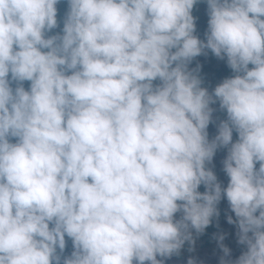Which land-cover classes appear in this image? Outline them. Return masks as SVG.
<instances>
[{"label": "clouds", "instance_id": "clouds-1", "mask_svg": "<svg viewBox=\"0 0 264 264\" xmlns=\"http://www.w3.org/2000/svg\"><path fill=\"white\" fill-rule=\"evenodd\" d=\"M196 2L68 0L46 38L59 0H0V264H164L222 195L247 251L220 264H264V0H207L206 42ZM205 49L237 73L212 95L188 70Z\"/></svg>", "mask_w": 264, "mask_h": 264}, {"label": "trees", "instance_id": "trees-1", "mask_svg": "<svg viewBox=\"0 0 264 264\" xmlns=\"http://www.w3.org/2000/svg\"><path fill=\"white\" fill-rule=\"evenodd\" d=\"M57 8V23L58 27L51 30L50 32H46V38L60 34L62 35L63 29V22L66 18V15L69 11V4L68 0H59V3L56 5ZM194 22H195V32L193 33L197 38L202 41L206 42V34L208 32V4L207 0H197L194 4L192 12H191ZM264 19V17H261ZM47 51V50H45ZM175 51V49H173ZM206 55L209 57L210 67L206 66L205 64L199 62L197 57L193 58L192 61L188 65V70L192 71L201 81V87L205 88L210 95L213 94L214 89L217 85L222 83L225 79L233 78L237 75L228 65L227 61H220L219 57H217L210 49H207L205 52ZM175 66V65H173ZM252 65H249V68H252ZM68 74H71L70 72ZM9 80H11V74H9ZM160 83L159 80L153 82V85L156 86ZM30 81L22 82V86L25 90H30ZM17 82H12L11 87L15 89L17 87ZM215 99V98H214ZM210 107L213 109L211 121L208 126V132L210 135L215 139L216 135L218 134V126L221 122L227 120V113L226 110L220 108L219 101L217 100L216 103L211 104ZM238 139V134L234 131L233 132V142H236ZM10 142L15 143L16 138H10ZM230 147V145L228 146ZM226 150L228 148L225 147ZM256 168H259V164L256 165ZM198 191L204 193L206 188L203 184L199 187ZM217 210L219 212L218 216H213L210 225L203 230L202 233H197L195 230H192V237L194 241L199 244L203 248H210L214 249L216 246V242L218 237L222 234V220L225 215V211L223 206L217 205ZM234 222L238 225V218L234 214ZM53 225L50 224V228ZM65 249L61 252L59 248L56 250V254L60 255L61 258L70 257L74 251L73 242L71 238L65 236ZM191 251V247L185 242L183 245V252L185 254H189ZM190 255V254H189ZM159 257V256H158ZM173 258L181 259L183 256L180 255L178 252L172 255Z\"/></svg>", "mask_w": 264, "mask_h": 264}, {"label": "rangeland", "instance_id": "rangeland-1", "mask_svg": "<svg viewBox=\"0 0 264 264\" xmlns=\"http://www.w3.org/2000/svg\"><path fill=\"white\" fill-rule=\"evenodd\" d=\"M207 49L204 50V52L197 57V60L206 66L210 67V59L206 55ZM220 61H227V57H224L223 59L219 58ZM208 140L211 142L213 137L208 132ZM228 150L225 149V147H219L215 155L213 156V159L210 162H206L205 167L207 170H211L214 175L217 177V182L221 184L222 189L226 188L229 183V177L224 171V161L227 158ZM218 205L223 206L225 215L222 220V236L223 239L221 240L220 237H218V240L216 242V246L214 249L210 248H203L199 244H197L193 237L192 241L187 242V244L191 247L190 255L187 253L185 254L183 252V247L179 250V254L183 257L181 259L168 257V258H161L157 257L158 260L163 259L164 264H188L189 259H192L195 261V264H220L221 258L224 257V252L222 249L223 247H226L230 250L231 260L238 259L244 252L247 251L246 245H242L239 243V237H238V225L234 222V212H232L229 202L227 201L226 196L222 195V199L219 202ZM259 214L258 212L256 213ZM181 216V213L176 214V219H179ZM228 217H231L233 220L232 224L228 223ZM133 264H137V262L134 260ZM146 264H149V262H146Z\"/></svg>", "mask_w": 264, "mask_h": 264}]
</instances>
